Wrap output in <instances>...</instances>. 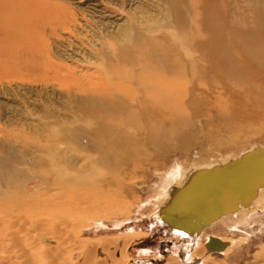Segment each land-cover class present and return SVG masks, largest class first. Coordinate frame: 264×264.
Returning a JSON list of instances; mask_svg holds the SVG:
<instances>
[{"label": "rangeland", "instance_id": "374dc122", "mask_svg": "<svg viewBox=\"0 0 264 264\" xmlns=\"http://www.w3.org/2000/svg\"><path fill=\"white\" fill-rule=\"evenodd\" d=\"M172 1L41 0L49 11L64 8L74 14L80 25V37L71 38L75 51L64 52L68 60H61L57 49L69 45L70 34L59 32L60 36L53 37L47 33L45 38L57 64L79 77L94 75L101 63L97 52L102 43L123 41L133 21L170 23ZM214 1L225 8L228 25L241 29L246 37L251 39L264 30V0ZM8 52L27 55L25 44L11 48L3 44L0 62L7 61L8 54L3 53ZM240 55L245 56L235 57ZM10 63L0 66V217L10 224L20 216L22 228L0 230V264H124L116 250L128 240L134 241L128 248L127 264H190L184 258L187 244L158 219L162 214L187 229L234 241L226 254L211 253L205 264H264V208L254 213L249 206L238 215L236 201L242 200L222 201L225 194H220L204 204L232 211L219 219L220 213L212 215L216 220L206 226L208 211L198 204L202 195H184L179 205L173 196L165 203L169 177L179 166L198 167V176L218 168L209 163L227 160L221 167L226 171L248 153L264 151V75L247 67L244 74L256 79L246 85L222 74H209L210 80L201 79L195 86L184 78L180 84L188 94L181 114L163 116L155 121L158 129L153 135L136 137L135 146L118 149L114 144L99 145L107 139L116 142L115 135L98 141L84 129L99 122L89 115L99 110L98 105L89 108L74 89L69 99L70 88L40 80L45 72L42 66L26 72ZM9 67L12 70H6ZM236 156L241 157L233 161ZM262 160L255 158L254 165ZM17 204L22 205L21 213ZM205 240L204 235L201 245ZM112 250L113 258L109 256Z\"/></svg>", "mask_w": 264, "mask_h": 264}, {"label": "bare ground", "instance_id": "6f19581e", "mask_svg": "<svg viewBox=\"0 0 264 264\" xmlns=\"http://www.w3.org/2000/svg\"><path fill=\"white\" fill-rule=\"evenodd\" d=\"M44 9L46 7L41 0H0V49L3 44L10 48L17 44L19 46L25 44L27 54L18 57L9 52L3 53V55L8 54L6 55L8 58L4 61L6 63L0 62V66L3 67L2 64L13 61L21 65L26 72L40 69L42 66L45 72L42 73L40 80L52 82L53 86L60 88H70L67 93L70 94L67 95L69 99H71V93L75 92L76 96L88 102L89 108L98 105L99 110L91 111L89 115L96 117L95 119L99 122L86 126L84 129L97 139L99 138L98 141L102 137L115 135L116 142L113 143L107 139L99 143V145L103 143L105 147H110L112 144L118 149L126 145L135 146L136 137L153 135L152 133L156 132L155 130L158 129L155 125L156 120L169 114L179 116L188 94L180 84L184 78L190 79L195 86L201 79L210 80L209 74H222L229 81L237 80L246 85L256 79L255 76L244 74L247 67H253L255 72L264 75V30L256 32L251 39L246 37L241 29L228 25L229 17L225 8L219 4L216 5L214 0H173L168 6L172 20L164 25L160 23L155 25L146 20L144 24L131 22L129 30L124 33L123 41H119V38L112 42L105 41L102 43L101 50H97V58L101 63L97 65L96 74H83L81 77L73 74L66 66L57 64L45 38L47 33L53 37L60 36L59 32L70 34L67 38L69 45H60L61 47L57 49L58 57L63 61L68 60L64 52L73 51L74 49L71 48L75 47V42L71 41V38L75 35L80 37V33L77 32V27L80 28V25L75 15L68 13L64 8L54 11ZM259 21H263V16H259ZM240 22L244 25L245 19H241ZM240 53H244L245 56L240 55L237 59L235 56ZM37 58L41 61L39 62ZM6 70H12V68L9 67ZM121 116L126 118H119ZM175 121L177 122L176 119ZM127 135L133 138H127ZM244 154L246 155V152L242 156ZM240 157H234L233 161H237ZM255 158L263 160L254 165ZM226 163L227 160L222 163H209L210 166H218V168L198 176H195V173L200 171L198 167L179 166V170L169 177L170 181L167 183L169 198L165 203L169 204L173 196L178 197V202L184 195L187 197L202 195L198 204L201 210L208 211L209 216L205 219L206 226L216 220V216L213 219L212 215L220 213L217 216L219 219L223 213L232 211L230 209L225 211L224 206L213 207L207 206L209 203L204 204L206 200H211L220 194H225V197L221 198L222 201L230 198L242 200L241 203L236 201L238 204L235 213L238 215L247 212L249 206L254 213L264 208V151L248 153L243 160L236 162L231 166L232 168L225 171L221 167ZM222 174L225 177L224 180ZM255 175L256 180H254ZM12 176L10 174V178ZM183 187L186 189L177 190ZM180 203H182L181 200L178 205ZM16 210L19 213L22 205L17 204ZM17 218L16 222L7 224L8 220L0 217V230L13 228L15 225L21 230V218L20 216ZM158 219L168 223L172 233L187 244L184 258L190 264H205V258L211 253L226 254L234 245V241L221 236L204 234L203 231L180 226L171 222L164 214L159 215ZM204 235L205 244L201 245V238ZM133 241L128 240L117 247L116 252L120 259L125 260L124 264H127L130 259L128 248ZM92 249L94 250V247ZM110 249L106 252L108 250L110 252ZM114 250L109 256L115 253Z\"/></svg>", "mask_w": 264, "mask_h": 264}]
</instances>
